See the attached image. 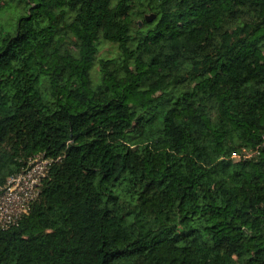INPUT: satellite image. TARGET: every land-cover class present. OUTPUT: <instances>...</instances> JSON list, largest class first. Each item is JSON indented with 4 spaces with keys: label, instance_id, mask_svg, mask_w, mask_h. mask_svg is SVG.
<instances>
[{
    "label": "trees",
    "instance_id": "obj_1",
    "mask_svg": "<svg viewBox=\"0 0 264 264\" xmlns=\"http://www.w3.org/2000/svg\"><path fill=\"white\" fill-rule=\"evenodd\" d=\"M21 3L0 183L56 162L0 264H264V151L234 159L264 142V0Z\"/></svg>",
    "mask_w": 264,
    "mask_h": 264
},
{
    "label": "built area",
    "instance_id": "obj_2",
    "mask_svg": "<svg viewBox=\"0 0 264 264\" xmlns=\"http://www.w3.org/2000/svg\"><path fill=\"white\" fill-rule=\"evenodd\" d=\"M264 151V142L255 151L235 155V160L250 158ZM56 162L45 155L27 161L21 172L0 183V228L8 230L20 224L29 215L32 205L38 200L52 164Z\"/></svg>",
    "mask_w": 264,
    "mask_h": 264
},
{
    "label": "rangeland",
    "instance_id": "obj_3",
    "mask_svg": "<svg viewBox=\"0 0 264 264\" xmlns=\"http://www.w3.org/2000/svg\"><path fill=\"white\" fill-rule=\"evenodd\" d=\"M10 1L7 6L0 13V26H7L8 23L16 21L18 18L25 14V4L21 3V0H8ZM150 16V15H148ZM120 53L118 45L108 41H103L100 46L99 60L106 57H114ZM98 63L92 70V80L95 86L98 81Z\"/></svg>",
    "mask_w": 264,
    "mask_h": 264
},
{
    "label": "water",
    "instance_id": "obj_4",
    "mask_svg": "<svg viewBox=\"0 0 264 264\" xmlns=\"http://www.w3.org/2000/svg\"><path fill=\"white\" fill-rule=\"evenodd\" d=\"M154 18V16H148L147 19L151 21Z\"/></svg>",
    "mask_w": 264,
    "mask_h": 264
}]
</instances>
